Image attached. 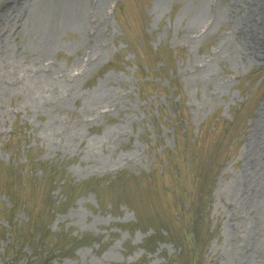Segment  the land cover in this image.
I'll use <instances>...</instances> for the list:
<instances>
[{
	"label": "rangeland",
	"instance_id": "374dc122",
	"mask_svg": "<svg viewBox=\"0 0 264 264\" xmlns=\"http://www.w3.org/2000/svg\"><path fill=\"white\" fill-rule=\"evenodd\" d=\"M248 2L0 0V264H264Z\"/></svg>",
	"mask_w": 264,
	"mask_h": 264
},
{
	"label": "bare ground",
	"instance_id": "6f19581e",
	"mask_svg": "<svg viewBox=\"0 0 264 264\" xmlns=\"http://www.w3.org/2000/svg\"><path fill=\"white\" fill-rule=\"evenodd\" d=\"M75 2L77 3V0ZM60 3L63 4V0H60ZM94 5L90 9L95 11ZM216 8V6L213 7V9ZM217 12L218 9L212 12V16ZM230 18L231 27L236 34L240 49L242 48L247 55L257 54L259 57H264V0H250L242 8H236ZM94 32L95 27H93V33H90V36H93ZM261 113L259 119L260 122H264V107L261 109Z\"/></svg>",
	"mask_w": 264,
	"mask_h": 264
}]
</instances>
